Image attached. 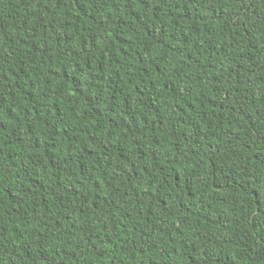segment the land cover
Returning a JSON list of instances; mask_svg holds the SVG:
<instances>
[{"label":"trees","instance_id":"obj_1","mask_svg":"<svg viewBox=\"0 0 264 264\" xmlns=\"http://www.w3.org/2000/svg\"><path fill=\"white\" fill-rule=\"evenodd\" d=\"M0 264H264V0H0Z\"/></svg>","mask_w":264,"mask_h":264}]
</instances>
